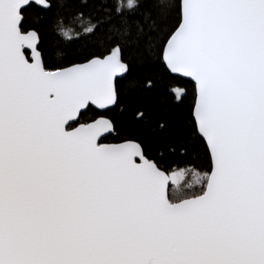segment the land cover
Masks as SVG:
<instances>
[{
	"label": "snow or ice",
	"instance_id": "1",
	"mask_svg": "<svg viewBox=\"0 0 264 264\" xmlns=\"http://www.w3.org/2000/svg\"><path fill=\"white\" fill-rule=\"evenodd\" d=\"M0 264H264V0H0Z\"/></svg>",
	"mask_w": 264,
	"mask_h": 264
},
{
	"label": "trees",
	"instance_id": "2",
	"mask_svg": "<svg viewBox=\"0 0 264 264\" xmlns=\"http://www.w3.org/2000/svg\"><path fill=\"white\" fill-rule=\"evenodd\" d=\"M70 27L76 29V30H80L79 29V24H70ZM46 39H52V36L49 34L48 36H46Z\"/></svg>",
	"mask_w": 264,
	"mask_h": 264
}]
</instances>
